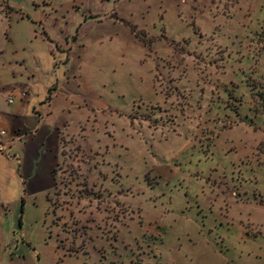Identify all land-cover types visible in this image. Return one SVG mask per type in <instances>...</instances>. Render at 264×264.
<instances>
[{
  "label": "rangeland",
  "instance_id": "374dc122",
  "mask_svg": "<svg viewBox=\"0 0 264 264\" xmlns=\"http://www.w3.org/2000/svg\"><path fill=\"white\" fill-rule=\"evenodd\" d=\"M30 1L97 21L91 60L76 74L87 100H72L73 122H85L63 139L49 201L57 246L93 244L125 264H264L262 234L251 247L231 232L223 248L227 226L215 221L233 194L263 200L264 0ZM126 19L145 25L142 43L124 36ZM142 204L178 221L120 247ZM44 208L41 199L26 216L20 210L32 236ZM8 219L0 218V258L10 251Z\"/></svg>",
  "mask_w": 264,
  "mask_h": 264
},
{
  "label": "crops",
  "instance_id": "0c3cea01",
  "mask_svg": "<svg viewBox=\"0 0 264 264\" xmlns=\"http://www.w3.org/2000/svg\"><path fill=\"white\" fill-rule=\"evenodd\" d=\"M126 21L120 22L124 36L142 43L139 37L143 34L138 31L145 25ZM96 25L94 19L87 21L76 13L34 1L0 0V129L7 132L0 138L6 150L0 151V218L5 224L11 218L5 231L12 234L10 251L0 258V264H125L124 254L121 259L111 253L102 258L93 244L85 251L70 253L57 246L48 227L53 214L50 197L60 182L63 139L77 135L85 122L84 116L77 126L73 122L79 113L72 100H87L76 74L91 60L88 50L95 40ZM22 93L27 96L23 98ZM10 97L14 98L12 104L8 102ZM259 196L262 201L255 192L222 199L215 221L227 226L221 233L223 248L232 234L251 247L257 233L264 236V193ZM41 199L45 201L44 214L32 236L28 226L20 225V210L26 216ZM225 201L229 204L223 208ZM148 211L143 206L136 220L122 226L120 247L124 242L147 243L150 236H159L163 227L178 221V215L169 211ZM179 217L183 219L184 215ZM201 241L208 246L209 241ZM98 242L107 245L108 241L99 237ZM219 253L224 256L223 250Z\"/></svg>",
  "mask_w": 264,
  "mask_h": 264
},
{
  "label": "built area",
  "instance_id": "2783aa9c",
  "mask_svg": "<svg viewBox=\"0 0 264 264\" xmlns=\"http://www.w3.org/2000/svg\"><path fill=\"white\" fill-rule=\"evenodd\" d=\"M26 96H27L26 93H22V97H23V98H25ZM8 102H9L10 104H12V103L14 102V98L10 97V98L8 99ZM6 136H7V132H6L5 130L0 129V138H4V137H6ZM0 151H1V152H5V151H6V150H5V147H4L3 145H1V143H0Z\"/></svg>",
  "mask_w": 264,
  "mask_h": 264
},
{
  "label": "trees",
  "instance_id": "16d2710c",
  "mask_svg": "<svg viewBox=\"0 0 264 264\" xmlns=\"http://www.w3.org/2000/svg\"><path fill=\"white\" fill-rule=\"evenodd\" d=\"M20 225L22 226V223L20 222ZM70 253H76V251H68Z\"/></svg>",
  "mask_w": 264,
  "mask_h": 264
}]
</instances>
